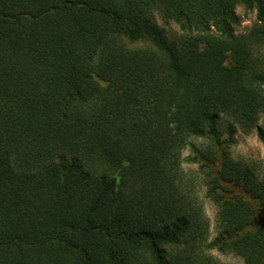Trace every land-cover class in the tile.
<instances>
[{"label":"trees","instance_id":"trees-1","mask_svg":"<svg viewBox=\"0 0 264 264\" xmlns=\"http://www.w3.org/2000/svg\"><path fill=\"white\" fill-rule=\"evenodd\" d=\"M263 120L264 0H0V264H264Z\"/></svg>","mask_w":264,"mask_h":264},{"label":"rangeland","instance_id":"rangeland-1","mask_svg":"<svg viewBox=\"0 0 264 264\" xmlns=\"http://www.w3.org/2000/svg\"><path fill=\"white\" fill-rule=\"evenodd\" d=\"M237 12L244 18L243 23L238 27V32L242 33L248 30L252 24L255 22V13L252 11H246L244 8H238ZM264 125V120L262 121ZM237 144L233 147L232 153L237 160L246 161H262L264 160V148L261 142L258 140L255 133L250 135H245L242 132H238ZM206 213L211 221L212 237H215V208L209 201L205 204ZM264 225V210L260 213V219L258 226ZM214 254L224 263V264H242L240 258L235 256H226L220 253L214 252Z\"/></svg>","mask_w":264,"mask_h":264}]
</instances>
